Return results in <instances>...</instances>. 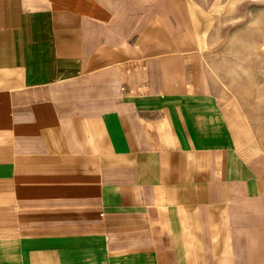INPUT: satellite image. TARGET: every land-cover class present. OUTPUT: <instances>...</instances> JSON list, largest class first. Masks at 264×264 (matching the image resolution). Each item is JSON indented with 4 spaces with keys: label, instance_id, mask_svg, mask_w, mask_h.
<instances>
[{
    "label": "crops",
    "instance_id": "obj_1",
    "mask_svg": "<svg viewBox=\"0 0 264 264\" xmlns=\"http://www.w3.org/2000/svg\"><path fill=\"white\" fill-rule=\"evenodd\" d=\"M224 10L0 0V264H264V94L191 71Z\"/></svg>",
    "mask_w": 264,
    "mask_h": 264
},
{
    "label": "rangeland",
    "instance_id": "obj_2",
    "mask_svg": "<svg viewBox=\"0 0 264 264\" xmlns=\"http://www.w3.org/2000/svg\"><path fill=\"white\" fill-rule=\"evenodd\" d=\"M224 2V12H215L213 23L210 17V38L199 45L206 50L195 57L191 71L194 88H207L217 95L236 119L250 110L251 100L264 94V0ZM257 109L259 116L263 107Z\"/></svg>",
    "mask_w": 264,
    "mask_h": 264
}]
</instances>
